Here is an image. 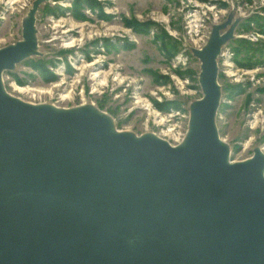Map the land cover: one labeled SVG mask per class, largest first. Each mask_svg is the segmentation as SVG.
Returning a JSON list of instances; mask_svg holds the SVG:
<instances>
[{
    "label": "water",
    "instance_id": "1",
    "mask_svg": "<svg viewBox=\"0 0 264 264\" xmlns=\"http://www.w3.org/2000/svg\"><path fill=\"white\" fill-rule=\"evenodd\" d=\"M34 0L21 39L0 48V264H264V153L232 161L215 117L214 24L200 60L202 95L172 145L118 130L90 104L9 94L3 74L39 54Z\"/></svg>",
    "mask_w": 264,
    "mask_h": 264
},
{
    "label": "rangeland",
    "instance_id": "2",
    "mask_svg": "<svg viewBox=\"0 0 264 264\" xmlns=\"http://www.w3.org/2000/svg\"><path fill=\"white\" fill-rule=\"evenodd\" d=\"M33 1L0 0V48L21 39ZM227 20L222 32L234 28L217 57L215 122L232 161L243 160L256 147L264 153V0H44L35 13L39 54L5 72L3 84L29 103L90 104L118 130L176 145L202 95L192 49ZM38 62L54 77L30 65Z\"/></svg>",
    "mask_w": 264,
    "mask_h": 264
},
{
    "label": "trees",
    "instance_id": "3",
    "mask_svg": "<svg viewBox=\"0 0 264 264\" xmlns=\"http://www.w3.org/2000/svg\"><path fill=\"white\" fill-rule=\"evenodd\" d=\"M77 6H79V4H76V7ZM31 60V59H30ZM30 60H28V62H30ZM38 60H36V62H37ZM35 62V63H36ZM35 63H30V65L31 66H33V67H35L36 69H38L39 70V73H40V75L41 76H43V77H49V78H53L54 76L53 75H51L50 73H47V76H46V71L45 70H42V67L40 66V65H38V64H40V62H38L37 64H36V66H34L35 65ZM8 73V72H7ZM163 106H164V104H158V103H156V107L157 108H159L160 110H162V108H163ZM171 108H173L174 110H177V106H176V108L175 107H171Z\"/></svg>",
    "mask_w": 264,
    "mask_h": 264
},
{
    "label": "bare ground",
    "instance_id": "4",
    "mask_svg": "<svg viewBox=\"0 0 264 264\" xmlns=\"http://www.w3.org/2000/svg\"><path fill=\"white\" fill-rule=\"evenodd\" d=\"M72 40V39H71ZM68 43H70V42H68ZM67 43V44H68ZM91 64H93V63H90V64H87L86 66H88V65H91ZM95 76H96V74H95ZM17 89H19V90H23V88H20V87H16Z\"/></svg>",
    "mask_w": 264,
    "mask_h": 264
}]
</instances>
